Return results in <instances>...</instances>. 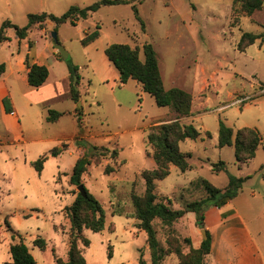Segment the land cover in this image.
Returning <instances> with one entry per match:
<instances>
[{"label": "rangeland", "instance_id": "rangeland-1", "mask_svg": "<svg viewBox=\"0 0 264 264\" xmlns=\"http://www.w3.org/2000/svg\"><path fill=\"white\" fill-rule=\"evenodd\" d=\"M98 1L0 0V30L7 20L24 27L29 14L45 12L62 16L72 6L85 8ZM132 1L144 28L135 19L130 4L103 6L76 25L66 22L57 26L46 22L44 35L52 40L51 34L56 32L58 43L69 54L62 61L65 70L60 69L57 74L60 81L57 89L62 88L70 96L63 75L71 64L78 66L81 78L78 103L65 95L62 99L35 105L22 98L26 85L19 82L17 86L18 113L27 137L42 133L55 138L66 134L72 140L80 135L84 147H78L84 152L93 146L100 148L95 152L99 156L92 158L82 177L86 188L101 203L106 217L102 232L84 230L90 241V246L84 249L87 263L139 264L142 254L152 264L147 234L138 227L139 220L135 217L134 197L144 196L146 186L142 174L156 167L147 139L150 129L177 118L170 108L158 107L135 80L120 84L118 70L104 53L111 44L138 48L141 57L142 46L152 44L158 54L165 88L183 89L193 99L191 116L180 119L182 124H192L200 132L197 140L180 144L181 151L192 156L191 170L181 172L171 166L170 175L156 181L158 199L173 209H181L188 202L207 197L199 183L201 179L224 189L230 177L247 178L235 198L237 203L248 198L250 205L241 203L238 208L264 249V41L257 40L244 52L238 49L244 33L263 32L264 7L246 16L233 12V0ZM98 27L100 38L83 46L81 40L86 33ZM9 36L14 40V29L9 30ZM29 36L42 45L44 36L39 30L31 28ZM8 51L4 47L0 61ZM30 90L35 92L34 88ZM74 108L75 116L67 115L55 124L46 120L48 109L63 112ZM77 110L81 111L82 127L76 117ZM220 121L235 133L243 127L260 132L262 143L247 164H238L233 146L218 147ZM6 134L0 115V264L12 261L10 246L21 240L38 264H55L54 256L67 259L71 223L65 209L70 206L69 197H52L50 186H35L49 180L55 168L48 167L40 178L29 161L39 155L41 148L30 147V142L27 146L13 144ZM113 150L118 151L117 156H111ZM220 160L225 162L226 170L216 173L212 164ZM108 167L114 171L107 172ZM62 187L65 189L66 183ZM71 187V193L76 195L77 187ZM29 189L38 194H24ZM153 226L160 246L167 252L161 264H180L193 249L199 248L193 243V222L185 216L170 226L156 219ZM196 234L198 240L204 238L202 230ZM37 237L47 241L45 251L33 245L32 240Z\"/></svg>", "mask_w": 264, "mask_h": 264}, {"label": "trees", "instance_id": "trees-1", "mask_svg": "<svg viewBox=\"0 0 264 264\" xmlns=\"http://www.w3.org/2000/svg\"><path fill=\"white\" fill-rule=\"evenodd\" d=\"M142 2V0H139ZM132 5L135 19L144 28V22L140 17L139 10L132 0H100L91 6L81 8L72 6L62 16H56L51 13L29 14L28 24L19 27L11 21H4L0 30V44L9 41L6 34L8 29H14L16 38L24 40L28 37L31 28L40 24L43 25L47 21H51L57 26L70 22L72 25L80 20H86L91 14L97 12L103 6L114 5ZM264 7V0H233V12L251 16L257 11H261ZM264 29V26H263ZM100 27L93 32L86 33L81 40L83 46H87L100 37ZM257 40L264 41V30L260 34L244 33L239 42L238 49L244 52L249 46L255 44ZM33 43L29 42V48L32 49ZM109 62L119 72V82L125 85L129 80H135L141 85L142 90L154 98L158 107H168L177 114V118L173 121L154 126L150 129L147 139L152 148V158L156 164L155 169L145 170L143 179L145 181L146 191L143 197H134V206L136 209L135 217L139 220L138 227L147 234V243L151 251L152 264H161L167 252L162 249L157 239V231L153 226L156 219L161 220L165 225H172L174 222L183 218L188 213H194L196 216V226L200 230L205 228V214L210 207L221 208L228 201L234 199L241 191L247 178L230 177L229 184L226 188L221 189L210 183L206 179L199 180L200 185L207 193V197L201 200L188 202L181 209H173L169 204L158 199L156 194V181L164 180L170 175V167L175 166L181 172L191 170L189 159L192 157L190 153L181 151L180 144L186 140H197L200 132L192 124H182L180 119L191 116L192 96L188 92L180 88L166 89L161 75L160 62L158 54L154 46L145 43L142 46L143 57L140 56L138 48H132L128 44H111L104 51ZM59 58L63 59L61 55ZM25 64L29 69L28 83L30 87L38 89L42 87L48 77L49 70L46 66L32 64L30 57L27 55ZM4 65H0V75L2 74ZM79 67L76 65L69 66V95L75 103L80 101V92L78 85L80 84ZM4 106L7 113H12L13 108L7 98L4 99ZM66 112H60L48 109L47 122L54 123L58 121ZM76 117L80 127H82L81 111L77 110ZM82 132V129H81ZM77 146L84 147L83 137L80 135L75 139ZM262 143L260 132L251 127H243L234 132L223 121H220L218 134V147H234L236 161L240 166L247 164L255 156L258 147ZM65 147V146H63ZM100 148L93 146L86 148L82 157H80L72 171L70 184L73 186L83 185L85 187V195L79 191L71 206L67 207L66 213L71 223L69 234V250L67 259L54 256L55 264H88L84 255V249L90 246V241L85 237L84 230L88 229L95 233H100L105 229L106 217L105 211L99 200L86 188L82 177L91 164L92 158L97 157L95 152ZM109 152L107 148H102ZM62 149L54 148L49 153L42 155L32 166L38 173H41L45 162L50 156H57ZM105 155V154H104ZM118 151L113 150L111 156H117ZM212 170L220 173L226 170V164L220 160L212 164ZM110 167L107 172H113ZM207 239L202 241L198 249H193L180 264H205L207 255L211 252L212 236L206 230ZM189 242V240H186ZM33 245L41 250H46L47 242L45 239L38 237L33 241ZM10 254L12 261L4 264H38L32 255L29 247L21 240L10 246ZM109 257L112 258V246H109ZM139 264H148L143 255H140Z\"/></svg>", "mask_w": 264, "mask_h": 264}, {"label": "crops", "instance_id": "crops-1", "mask_svg": "<svg viewBox=\"0 0 264 264\" xmlns=\"http://www.w3.org/2000/svg\"><path fill=\"white\" fill-rule=\"evenodd\" d=\"M47 25L48 23L43 25L36 24L32 27V30H39L44 36L41 37V39L43 38L41 46L36 39H31L29 34L24 40H19L16 36L13 38L14 40H12L11 36H9V30L11 29L6 31L9 41L0 44V53L3 52L4 47L9 49L8 53L0 61V63L4 65L3 72L0 75V115L6 128V135L11 139L13 144L27 146L30 142V147H32L31 145H36L41 148L39 155H36L29 161L30 164L35 162L37 157L40 158L54 148L62 149L57 156L49 157L41 173L36 171L40 178H42L48 167L55 168L49 180L38 182L35 186H50V194L52 197L61 198L62 195L69 197L71 206L76 195L71 193L72 185L70 184V177L77 160L82 157L85 152L81 147L76 145L74 141L75 137L71 140V137H67L66 134H61L59 137L53 138L45 137L42 133H39L38 137H34L31 132L30 135L32 137H27L28 132L25 130L22 119L18 113L17 97L19 95L17 93V86L19 82H23L27 87V91L22 94V98L26 101L33 102L35 105H44L49 101L59 100L67 95L64 94L65 90L63 91L62 88L59 87V90L57 89V86H59L57 84H60L57 74L60 69L64 71L65 68L62 64L63 59L59 58V54L52 40L44 35L47 31ZM29 42L33 43L32 49L29 48ZM27 55H29L32 64L46 66L49 70V77L46 83L42 87L35 89V92L30 90L32 87H30L28 83L29 69L25 64ZM63 76V80H67L69 88V70L67 74ZM66 97L71 99L68 95ZM5 98L9 100L13 108V112L10 114L6 112L4 106ZM75 110L74 108L63 111L66 112V114L52 124L58 123L67 115L75 116ZM69 140H71L70 143H66V141ZM1 141L2 137L0 136V145ZM64 145H66V147H63ZM63 183H66L65 189L62 187ZM24 194L32 196L38 193L29 189ZM253 196L254 194L252 197ZM237 199L238 198L228 201V203L221 208L212 206L206 211L205 228L212 236V248L205 259V264H264V249L260 246L249 222L238 208L239 204L243 203L249 206L250 202L247 200L248 198H246L242 202L237 203ZM35 211L39 212L38 209ZM188 214L192 215L188 216ZM188 214L185 215L186 219L193 222V228L191 229L193 243L196 247H200L203 239L198 240L196 237V233H198L199 230L196 226V216H194V213ZM257 233H261V230H258ZM35 239L36 238H34V240ZM34 240H32V242Z\"/></svg>", "mask_w": 264, "mask_h": 264}, {"label": "water", "instance_id": "water-1", "mask_svg": "<svg viewBox=\"0 0 264 264\" xmlns=\"http://www.w3.org/2000/svg\"><path fill=\"white\" fill-rule=\"evenodd\" d=\"M51 37H52V42L56 48V50L58 51V53L61 55V57L64 59V60H67L69 58V54L68 52L65 50V48L63 46H61L59 43H58V35L56 32H52L51 34ZM77 190L84 196L86 193H85V187L83 185H80L77 187ZM202 234L204 236V240L207 239V233H206V230H202Z\"/></svg>", "mask_w": 264, "mask_h": 264}]
</instances>
